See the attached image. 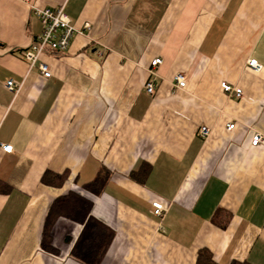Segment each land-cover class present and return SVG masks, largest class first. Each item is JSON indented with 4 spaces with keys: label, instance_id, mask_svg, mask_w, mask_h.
Instances as JSON below:
<instances>
[{
    "label": "crops",
    "instance_id": "crops-1",
    "mask_svg": "<svg viewBox=\"0 0 264 264\" xmlns=\"http://www.w3.org/2000/svg\"><path fill=\"white\" fill-rule=\"evenodd\" d=\"M62 7L77 29L90 28L67 52L42 55L52 72L44 78L24 53L43 31L35 10ZM201 127L211 129L207 139ZM257 133L264 0H0V264H82L72 254L77 222L55 223L54 253L41 246L52 204L70 193L90 200L91 215L114 232L100 264H198L203 251L217 264H264ZM48 174L63 181L47 183ZM99 177L104 189L92 194ZM155 202L168 207L163 218ZM218 211L225 228L213 222Z\"/></svg>",
    "mask_w": 264,
    "mask_h": 264
},
{
    "label": "built area",
    "instance_id": "built-area-1",
    "mask_svg": "<svg viewBox=\"0 0 264 264\" xmlns=\"http://www.w3.org/2000/svg\"><path fill=\"white\" fill-rule=\"evenodd\" d=\"M35 15L42 24L43 31L38 37L37 42L24 53V57L29 65V69L32 70L37 68L44 78H50L52 72L49 69L48 65L41 61L42 55L47 51L65 53L68 51L71 41L75 35H84L89 30V25L83 30L77 29L73 26L70 18L65 13L64 7L58 10L52 9H36ZM163 60L157 58L152 61L150 73L155 75V69L162 65ZM248 68L253 72H261L263 70L262 64H260L256 59H251L248 61ZM176 88L185 89L187 85L186 77L183 73H178L174 77ZM8 90L18 93L20 86H18L14 81H9L6 84ZM156 85L154 79H151L145 90L148 94L152 95L155 92ZM223 91L230 97L240 98L243 96V91L240 88L232 87L226 83L222 84ZM235 124H230L228 130H233ZM199 135L203 139H207L211 135V129L208 127H201L199 130ZM264 144V136L260 133H257L252 141L253 146H259ZM1 148L5 153H12L13 146L2 144ZM154 214L163 218L168 212V207L161 202L153 203Z\"/></svg>",
    "mask_w": 264,
    "mask_h": 264
},
{
    "label": "trees",
    "instance_id": "trees-1",
    "mask_svg": "<svg viewBox=\"0 0 264 264\" xmlns=\"http://www.w3.org/2000/svg\"><path fill=\"white\" fill-rule=\"evenodd\" d=\"M55 179L63 178L48 174L44 181L50 182V177ZM51 177V178H52ZM105 180L99 177L98 180L88 187V191L92 194H100L104 189ZM0 191H6L3 183L0 182ZM92 202L80 195L70 193L69 195L57 198L51 206L46 219L43 237L42 249L48 253H54L52 246V229L55 223L61 219H68L77 222L83 226L82 234L74 246L73 256H75L82 264H100L104 258L110 244L114 238V232L104 226L91 215ZM226 215L218 211L213 222L222 228L227 225ZM198 264H217L213 261L208 252H201L198 258ZM233 264H249V263H233Z\"/></svg>",
    "mask_w": 264,
    "mask_h": 264
}]
</instances>
